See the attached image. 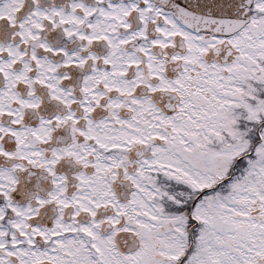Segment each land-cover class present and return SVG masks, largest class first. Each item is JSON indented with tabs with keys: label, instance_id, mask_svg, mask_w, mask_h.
Returning <instances> with one entry per match:
<instances>
[{
	"label": "snow or ice",
	"instance_id": "obj_1",
	"mask_svg": "<svg viewBox=\"0 0 264 264\" xmlns=\"http://www.w3.org/2000/svg\"><path fill=\"white\" fill-rule=\"evenodd\" d=\"M0 264H264V0H0Z\"/></svg>",
	"mask_w": 264,
	"mask_h": 264
}]
</instances>
